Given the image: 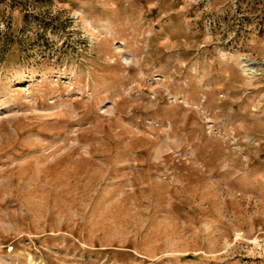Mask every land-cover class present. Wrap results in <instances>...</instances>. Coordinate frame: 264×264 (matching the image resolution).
<instances>
[{
    "label": "rangeland",
    "instance_id": "374dc122",
    "mask_svg": "<svg viewBox=\"0 0 264 264\" xmlns=\"http://www.w3.org/2000/svg\"><path fill=\"white\" fill-rule=\"evenodd\" d=\"M0 264H264V0H0Z\"/></svg>",
    "mask_w": 264,
    "mask_h": 264
}]
</instances>
